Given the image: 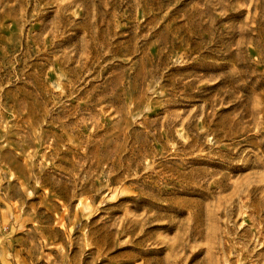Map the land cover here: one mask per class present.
<instances>
[{"label": "rangeland", "instance_id": "rangeland-1", "mask_svg": "<svg viewBox=\"0 0 264 264\" xmlns=\"http://www.w3.org/2000/svg\"><path fill=\"white\" fill-rule=\"evenodd\" d=\"M0 264H264V0H0Z\"/></svg>", "mask_w": 264, "mask_h": 264}]
</instances>
